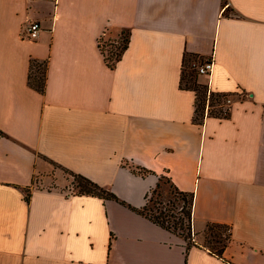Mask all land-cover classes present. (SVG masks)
<instances>
[{"label": "crops", "instance_id": "1", "mask_svg": "<svg viewBox=\"0 0 264 264\" xmlns=\"http://www.w3.org/2000/svg\"><path fill=\"white\" fill-rule=\"evenodd\" d=\"M123 32L111 68L100 41ZM185 53L213 58L199 81L232 93L230 117L193 120ZM56 166L126 204L75 193ZM160 176L193 192L195 236L231 225L227 260L130 207ZM0 264H264V0H0Z\"/></svg>", "mask_w": 264, "mask_h": 264}, {"label": "trees", "instance_id": "2", "mask_svg": "<svg viewBox=\"0 0 264 264\" xmlns=\"http://www.w3.org/2000/svg\"><path fill=\"white\" fill-rule=\"evenodd\" d=\"M118 41L115 39L113 42ZM112 43L107 44V42L101 39L100 46L108 65L113 68L116 63L121 59L124 51L129 45V32H124L123 43L118 47V51L110 52L107 54L106 46H112ZM203 59H200L195 54L185 53L182 63V73H181V83L180 86L183 89H190L195 92V114L193 120L196 123L202 124L205 117L213 116L217 118H228L231 115V105L226 107L227 100L232 93L211 91L208 84L201 83L199 81L200 74L197 71L193 63H199ZM36 68V73L34 74V69ZM47 60L39 61L32 59L30 62V73H29V84L41 93L45 92L46 82H47ZM186 81V83H185ZM134 172L141 174L143 176L153 173L151 170L137 166L132 168ZM72 177L73 185L77 188L75 193L77 194H88L101 197L103 199H114L120 201L123 204L126 202L119 199V197L113 193L111 190L99 185L90 178L70 172L65 169ZM165 177L170 183V188L172 189V194L175 200H181V208L177 210L175 203L174 207H169L164 205L161 201L159 202L162 206L152 209L150 203L154 201V194L160 187L161 179ZM27 200L30 199V194L27 193ZM130 207L142 214L143 216L149 218L154 223L160 225L161 227L171 231L174 234L179 235L186 243V250H189L192 246L204 247L209 250L210 253L227 260L224 257V251L232 239V227L227 223L220 222H208L205 229L199 233V235H194L193 232V218H194V194L193 192H187L180 190L173 181L166 176H160L159 182L149 191L146 195L145 205L136 208L130 205ZM176 213H173L174 210ZM202 237V240L199 239Z\"/></svg>", "mask_w": 264, "mask_h": 264}, {"label": "rangeland", "instance_id": "3", "mask_svg": "<svg viewBox=\"0 0 264 264\" xmlns=\"http://www.w3.org/2000/svg\"><path fill=\"white\" fill-rule=\"evenodd\" d=\"M123 36H124V32L117 38L118 41H116V42H109V43H112L111 44L112 46H110V45L109 46H106V48H107V54L108 55H110V52H112V51H118V47H120L122 45V43H123ZM193 65H194V63H193ZM33 73L34 74L36 73V68L34 69V72ZM185 83H186V81H185ZM201 83H204V82L201 81ZM204 84H206V83H204ZM55 169L57 171L62 172L64 175H66L69 179L72 180V182L74 181L76 183V181L73 180V177L68 172H65L64 170H62V168H60L58 166H56ZM71 190L72 191H76L77 190V188L73 185V183L71 185ZM153 198H154V201L150 203V207L152 209L153 208L156 209L157 207L162 206L159 203L160 201L164 205L169 206V207H174L173 206V203H175V207H177L176 208L177 210H179L181 208V204L183 203L181 200H175V197L172 194V189L170 188V183L167 181V179L165 177H163L161 179L160 187L157 189V191L154 194ZM176 209L174 210L173 213H176V211H177ZM199 239L202 240V237L199 236Z\"/></svg>", "mask_w": 264, "mask_h": 264}, {"label": "built area", "instance_id": "4", "mask_svg": "<svg viewBox=\"0 0 264 264\" xmlns=\"http://www.w3.org/2000/svg\"><path fill=\"white\" fill-rule=\"evenodd\" d=\"M29 1H35V0H29ZM57 3L58 0H55ZM41 32V25L39 21H29L27 22L23 27V35L31 40H37L40 36ZM194 66L196 67L197 71L200 75H206L210 76L213 69H214V60L213 58L202 60L199 63H194ZM227 106L230 107L231 105V98L229 97L227 100Z\"/></svg>", "mask_w": 264, "mask_h": 264}]
</instances>
